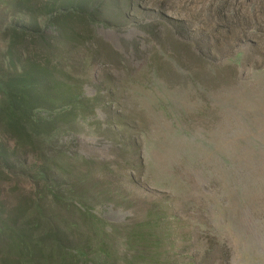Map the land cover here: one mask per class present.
<instances>
[{
	"label": "rangeland",
	"instance_id": "1",
	"mask_svg": "<svg viewBox=\"0 0 264 264\" xmlns=\"http://www.w3.org/2000/svg\"><path fill=\"white\" fill-rule=\"evenodd\" d=\"M57 57L96 113L0 163V259L27 215L77 225L96 264L137 261L144 220V264H264V0H111Z\"/></svg>",
	"mask_w": 264,
	"mask_h": 264
},
{
	"label": "trees",
	"instance_id": "2",
	"mask_svg": "<svg viewBox=\"0 0 264 264\" xmlns=\"http://www.w3.org/2000/svg\"><path fill=\"white\" fill-rule=\"evenodd\" d=\"M110 2L14 1V11L24 19L0 32L6 43L0 56V163L8 162L17 149L30 148L38 137L95 115L98 101L85 94L82 79L63 67L57 56L62 44L83 45ZM26 216L21 224L5 225L0 264H96L92 241L77 225L44 227ZM149 223L137 224L129 235L131 245L140 247L137 261L128 259L129 264L147 260L143 249L151 240L145 232Z\"/></svg>",
	"mask_w": 264,
	"mask_h": 264
}]
</instances>
